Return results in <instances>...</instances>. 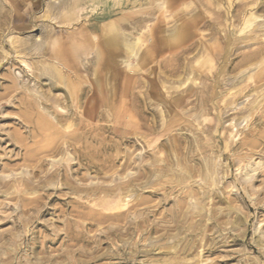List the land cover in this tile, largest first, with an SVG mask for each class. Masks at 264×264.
<instances>
[{
  "label": "rangeland",
  "instance_id": "1",
  "mask_svg": "<svg viewBox=\"0 0 264 264\" xmlns=\"http://www.w3.org/2000/svg\"><path fill=\"white\" fill-rule=\"evenodd\" d=\"M49 1L0 0V264H264V32L242 31L250 12L264 20V0L109 3L139 53L120 47L89 71L94 53L82 55L66 82L9 45L53 29ZM104 7L79 18L100 25ZM187 58L203 68L175 74Z\"/></svg>",
  "mask_w": 264,
  "mask_h": 264
},
{
  "label": "bare ground",
  "instance_id": "2",
  "mask_svg": "<svg viewBox=\"0 0 264 264\" xmlns=\"http://www.w3.org/2000/svg\"><path fill=\"white\" fill-rule=\"evenodd\" d=\"M49 1V0H48ZM54 1V0H53ZM131 0H59L58 2H52L49 1L50 3L48 4V8H47V12L46 14L42 15L44 17L46 16H50V14L52 15V19H54V26L52 30H55L56 27H59L60 30L62 31V29L65 27V25H71L70 27L73 28V20L78 21L80 18V16L84 13V10L86 9L85 6H91V10L94 11L95 6L97 4H101L104 7L103 11L99 14H94L92 17L96 20H101V24L100 25H95L93 24H87L85 19L84 22H82V20L80 19V27L77 28H70V31L66 32H73L71 34L68 35H58L55 36L53 35V31L52 30H48V29H43L42 34L39 35V37L34 38L33 36H30L31 34H28L29 36H25L22 38H16L14 39L12 37V39L14 40H10V44L12 46V48L14 49V51L19 54V56H23V57H38L40 60V64H36L35 66L40 65L39 68V73H38V77H40L41 75L45 74L48 76L49 80L50 79H57V82L59 80H65L64 79V71H69L71 73H76L75 69L78 68L77 63L80 58V56L82 55H87L90 52L94 53V57H92V59H88L89 64L87 62L88 65L86 64H82L85 70H91L93 69V64L95 63L97 66L99 65L100 67H104V68H108L111 65V59L113 56V53L115 50H117L118 48L121 47V49L123 50L124 58L127 56L129 57L130 55H135L137 56L138 49L136 48V40H133L130 37L131 33H128L127 31H124L125 25H121V21L124 19L123 15L121 16H114L116 15L114 12H116V9H110L109 7V3L113 4V6L117 5H124L127 2H129ZM139 1V0H132V3ZM151 2L155 1V0H150ZM158 1V0H157ZM156 1V3H158ZM177 0H159V3L161 5H159L160 9H162L161 7H164V4L167 5L169 4L170 6L172 4H174V2H176ZM197 2L199 0H196ZM201 1V0H200ZM225 1V0H224ZM227 1V0H226ZM225 1V2H226ZM237 1V0H236ZM144 2V1H143ZM190 3V1H187ZM202 2V1H201ZM231 2V1H230ZM155 3V2H153ZM193 3V2H192ZM200 3V2H199ZM224 3V2H223ZM241 3V2H240ZM250 3V1H249ZM136 4V3H135ZM150 4V3H149ZM239 4V3H238ZM248 4V2H247ZM256 4V3H255ZM127 5V4H126ZM129 5V4H128ZM133 5V4H132ZM139 5V4H138ZM146 5V4H145ZM152 5V4H151ZM186 5V3H185ZM184 5V7H185ZM193 5V4H192ZM233 5V4H232ZM241 5V4H240ZM249 5V4H248ZM130 6V5H129ZM157 6V4H156ZM254 6V5H252ZM123 7V6H122ZM121 7V9H122ZM142 7V6H141ZM140 7V8H141ZM144 7V6H143ZM146 7V6H145ZM227 7V6H224ZM232 7V6H231ZM244 8V6H242ZM127 8V7H125ZM131 8V7H129ZM139 8V9H140ZM154 8V7H153ZM158 8V6H157ZM246 8V7H245ZM244 8V9H245ZM254 8V7H253ZM256 8V7H255ZM261 8L264 9V6H262ZM120 9V10H121ZM134 9V8H133ZM231 9V8H230ZM119 10V9H118ZM132 10V9H131ZM136 10V9H135ZM143 10V9H142ZM141 10V11H142ZM229 10V9H228ZM242 10V9H241ZM247 10V9H246ZM249 10V9H248ZM252 10V9H251ZM255 10V9H254ZM134 11V10H133ZM162 11V10H161ZM165 11V9H164ZM227 11V10H225ZM39 12V11H38ZM118 12V11H117ZM237 12V11H236ZM245 12V11H244ZM243 12V13H244ZM9 13V12H8ZM50 13V14H49ZM95 13V11H94ZM6 14V12H5ZM188 14V13H187ZM226 14V12H225ZM230 14V13H229ZM246 14V13H245ZM4 15V13H3ZM8 15V14H6ZM23 15H25V12H23ZM30 15V14H29ZM85 15V14H84ZM196 15V14H195ZM238 15V14H237ZM88 16V15H87ZM114 16V17H113ZM226 16V15H225ZM236 16V14H235ZM234 16V17H235ZM240 16V15H239ZM242 16V15H241ZM2 17V16H1ZM0 17V18H1ZM8 17V16H7ZM264 17V16H263ZM31 18V17H30ZM51 18V17H50ZM262 18L260 17V15H256L253 12H250L249 15H247V17L245 18V21H243V27H242V31H244L245 33L249 32L254 34V31H256V28H260L262 32H264V20L260 21L259 19ZM46 19V18H45ZM226 19V18H225ZM224 19V20H225ZM7 20V19H6ZM48 20V19H47ZM106 20V21H105ZM125 20V19H124ZM197 20L196 18L192 17L190 21L186 22L185 24L181 25V26H177L174 27L173 30H171V32H169L168 36L165 38V42L167 46H178L181 45L183 42V38L185 37L186 33L188 32V26H190V24L192 25H196L197 24ZM223 20V21H224ZM236 20V19H235ZM36 20L29 22L28 25H13L15 29L17 30H23L26 27H33L34 26V22ZM229 21V20H226ZM239 21V20H238ZM1 22V21H0ZM5 22V21H4ZM44 22V21H43ZM142 20L137 19V24L141 25ZM144 22V21H143ZM166 22V21H165ZM225 22V21H224ZM256 22V23H255ZM9 23V22H8ZM90 23V22H89ZM236 23V22H235ZM6 24V22L4 23ZM3 24V25H4ZM234 24V23H233ZM2 25V26H3ZM8 25V24H7ZM226 25V22L225 24ZM237 25V24H235ZM241 25V24H240ZM6 25H4L2 28L4 30V27ZM36 26V25H35ZM174 26V24H173ZM48 27V26H47ZM45 27V28H47ZM136 27V26H134ZM172 27V26H171ZM191 27V26H190ZM225 27V26H224ZM2 28H0V32L2 31ZM6 29L8 27H5ZM5 29V31H6ZM12 29V28H11ZM132 29V28H131ZM136 29V28H135ZM172 29V28H170ZM169 29V30H170ZM223 29V28H222ZM42 30V29H41ZM93 30H97L99 31L98 36L93 35ZM139 30V29H138ZM162 30V29H161ZM164 30V29H163ZM168 30V29H167ZM225 29H223L224 31ZM135 33H137L135 30H133ZM217 31V30H216ZM236 31V30H235ZM4 32V31H3ZM23 32V31H22ZM58 32V31H57ZM60 32V31H59ZM141 32V31H140ZM139 32V33H140ZM237 32V31H236ZM20 33V32H19ZM24 33V32H23ZM41 33V32H40ZM256 35L258 34L257 32H255ZM1 34V33H0ZM16 34V33H15ZM62 34V33H61ZM227 34V33H226ZM237 34V33H235ZM33 35V34H32ZM133 35V34H132ZM139 35V34H138ZM141 35V34H140ZM249 35V34H248ZM2 36V35H0ZM19 36V35H17ZM135 36V35H134ZM233 36V35H232ZM263 36V35H262ZM261 36V37H262ZM20 37V36H19ZM36 37V36H35ZM137 37V36H136ZM139 37V36H138ZM228 37V36H227ZM254 37V35L252 36ZM250 38V40H253L255 38ZM3 38V37H2ZM135 38V37H134ZM141 39V37H139ZM264 38V36L262 37ZM137 39V38H136ZM139 39V40H140ZM230 39V38H229ZM1 40V39H0ZM1 42V46H6V43ZM141 42V41H140ZM143 42V41H142ZM162 40L158 39V41H154V44L156 45H161ZM219 42V41H218ZM206 43V42H205ZM222 43V42H221ZM169 44V45H168ZM262 49L264 50V43L262 42ZM140 45V44H139ZM155 45V46H156ZM204 47V45L202 46ZM225 47V46H224ZM160 48V47H159ZM220 49V47H218ZM232 48V47H231ZM261 45L259 47V49L257 51H254L253 53H251V59H253L254 57L256 58V56H258L263 50H260ZM2 49V48H1ZM228 49V48H227ZM3 50V49H2ZM6 50V49H5ZM141 50V49H140ZM139 50V51H140ZM187 50V49H186ZM189 50V48H188ZM232 50V49H231ZM12 51V52H14ZM3 52L5 53V51L3 50ZM7 52V51H6ZM14 52V53H15ZM185 52V50L182 51V53ZM15 53V54H16ZM212 53V52H211ZM9 54V53H8ZM11 54V53H10ZM228 54V52H227ZM226 54V55H227ZM230 54V53H229ZM263 54V53H262ZM151 55V54H150ZM182 55V54H181ZM181 55H179V59L181 58ZM206 55V54H205ZM213 55V54H212ZM224 55V54H223ZM264 55V54H263ZM17 56V55H16ZM214 56V55H213ZM210 56V57H213ZM246 56V55H245ZM243 57V58H247V57ZM18 57V56H17ZM91 57V56H89ZM133 57V56H132ZM147 57H149V54H146V56L144 57L145 62L147 61ZM218 57V56H217ZM2 58V57H1ZM20 58V57H19ZM22 58V57H21ZM94 58V60H93ZM27 59V58H26ZM33 59V58H32ZM134 59V58H133ZM259 59V58H258ZM7 60V59H6ZM24 60V59H23ZM22 60V61H23ZM37 60V59H36ZM119 61V59H117ZM125 60V59H124ZM143 60V62H144ZM247 60V59H246ZM261 60V59H260ZM227 61V60H226ZM241 61V60H240ZM258 61V60H257ZM15 61H11L10 63H14ZM26 62V61H24ZM37 62V61H36ZM39 62V61H38ZM37 62V63H38ZM121 62V61H120ZM119 62V63H120ZM228 62V61H227ZM242 62V61H241ZM239 64H242V63ZM129 63V62H128ZM208 63V62H207ZM245 63V62H243ZM253 63V62H251ZM259 63V61H258ZM1 64V63H0ZM23 64V63H22ZM224 64V63H223ZM256 64V63H255ZM254 64V65H255ZM13 65V64H12ZM200 66L197 68H194L192 62L189 61V59L187 58V60L184 61H179L178 62V66L176 69H173L172 71L175 74H179L178 72H180L179 68L181 69V71L183 72H189V71H193V69L195 70H200L201 67L203 68L204 65L199 64ZM25 66V65H24ZM34 66V65H33ZM118 66V65H117ZM123 66V65H122ZM210 66V65H209ZM250 66V63H249ZM28 67V65H27ZM116 67V66H115ZM248 67V66H247ZM33 68V67H32ZM35 68V67H34ZM38 68V67H37ZM256 68V67H255ZM218 69V67H217ZM220 69V68H219ZM251 69V68H250ZM101 70V69H100ZM77 71V70H76ZM210 71V70H209ZM27 72V71H26ZM107 72V71H106ZM109 73V72H108ZM197 73V72H196ZM195 73V74H196ZM213 73V72H212ZM187 74V73H186ZM193 74V73H192ZM28 75V74H27ZM189 75V74H188ZM198 75V74H196ZM235 74L233 73V76ZM246 75V74H244ZM69 76V75H68ZM232 76V75H231ZM238 76V75H236ZM241 76V75H240ZM249 76V75H248ZM32 77H37L36 74L32 73ZM235 77V76H234ZM246 77V76H244ZM251 77V76H250ZM249 77V78H250ZM12 78H17L16 76H12ZM66 78V77H65ZM189 79V78H188ZM230 79V78H229ZM227 79V80H229ZM13 80V79H12ZM186 80V79H185ZM226 80V81H227ZM236 80V79H235ZM247 80V77H246ZM225 81V82H226ZM248 81V80H247ZM55 81H50L49 86L50 88L55 87L53 85ZM60 82V81H59ZM66 82V80H65ZM224 82V83H225ZM228 82V81H227ZM256 82V81H255ZM185 83V82H184ZM234 83V82H233ZM238 82H235L234 84H236ZM63 84V83H62ZM227 84V83H226ZM22 85V84H21ZM184 85V84H183ZM23 86V85H22ZM181 86V84H180ZM257 86V85H256ZM176 87V86H175ZM179 87V86H178ZM211 88V87H210ZM254 88V87H253ZM148 90V89H147ZM109 93V92H108ZM24 99H26V101L28 103L32 102V98L30 97H26L25 95L23 96ZM182 100V98H181ZM180 101V100H179ZM178 100H176V103H179ZM45 104V103H44ZM162 122V121H161ZM40 124L44 125L45 123L43 121H40ZM147 142V141H146ZM149 143V142H148ZM199 146V145H198ZM180 150V149H179ZM235 161V160H232ZM247 161V160H246ZM211 164H206L205 168H204V172H211L213 173V169L214 167L210 166ZM214 165V164H213ZM247 167V165H246ZM188 168V170H187ZM185 169V174H180V177L183 179H185L187 176V174H192L194 172L195 167H187ZM165 169V168H164ZM203 170V169H201ZM205 173V174H206ZM208 175V174H207ZM209 177V176H208ZM204 180H206L205 178H203ZM190 194V193H189ZM186 195V194H185ZM110 216V215H109ZM119 216H117L118 219ZM102 218V217H101ZM113 218L115 219V216H113Z\"/></svg>",
  "mask_w": 264,
  "mask_h": 264
}]
</instances>
